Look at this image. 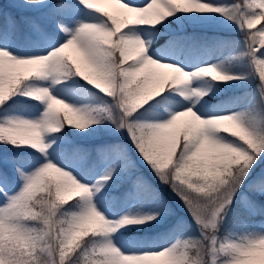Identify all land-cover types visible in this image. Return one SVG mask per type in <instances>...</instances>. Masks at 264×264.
Returning <instances> with one entry per match:
<instances>
[{
    "label": "snow or ice",
    "instance_id": "6c2138e0",
    "mask_svg": "<svg viewBox=\"0 0 264 264\" xmlns=\"http://www.w3.org/2000/svg\"><path fill=\"white\" fill-rule=\"evenodd\" d=\"M10 2L14 11L0 9V145L28 149L35 162L27 169L21 153L0 158V264H264V174H254L264 157V0H237L230 6L206 0ZM32 7L43 12L30 14ZM176 13L217 14L234 24L243 44L226 43L238 49L232 59L250 72L235 74L207 63L186 71L162 57L153 59L156 26ZM50 24L63 42L53 40L42 55L12 54L10 41L32 34L46 38ZM138 26L142 32L156 31L151 39H141L129 31ZM70 48L79 59L65 55ZM73 76L110 97L111 104L75 107L50 92L56 85L72 88L76 81H62ZM257 76L253 99L241 111L228 109L243 103L248 93L211 113L204 111L211 88L202 87L201 79L207 84L250 83ZM49 80L50 85L45 83ZM17 96L42 105L39 117L13 115ZM165 109L171 114L166 116ZM105 120L117 131H127L140 159L192 217L197 238L185 237L178 226L180 236L158 250L147 246L124 254L113 245L111 235L150 224L160 214L110 221L93 203V194L101 192L115 170L131 167L124 150L97 149V157L110 160V167L92 185L49 159L57 152L86 157L87 150L66 139V129L85 132ZM46 133L56 134L52 145H46ZM13 171L19 183L14 194L7 190ZM70 200L78 202V210L65 213ZM233 207L230 227L224 230Z\"/></svg>",
    "mask_w": 264,
    "mask_h": 264
},
{
    "label": "trees",
    "instance_id": "16d2710c",
    "mask_svg": "<svg viewBox=\"0 0 264 264\" xmlns=\"http://www.w3.org/2000/svg\"><path fill=\"white\" fill-rule=\"evenodd\" d=\"M218 1L224 6H230L232 3L237 2V0ZM0 9H3L4 12H9L14 11L15 6L7 0H0ZM27 11L33 15H40L43 9L38 8L37 10ZM205 21L215 22L219 28L203 27L200 23ZM261 23H264V21ZM233 25L217 14H213L204 20H199L198 18H189L187 14L179 13L176 17H169L163 24L156 26L158 34L153 41L155 48L151 50L153 53L152 56L157 58L158 56L170 54L185 64H191V59H195V63L200 64L202 60L210 59L213 52L228 50L222 58L210 61L208 64H218L221 67H225V69H230L235 74L241 73L247 75L250 71L246 64L237 59H232L238 49L226 43L227 41H233L238 45L243 44L244 36L242 33L228 30ZM259 26V24L256 25V27ZM136 29H140V27L138 26L129 31L133 33ZM156 29L146 32L149 39H151V33L156 31ZM48 32L49 35L46 38L38 34H32L28 38L22 37L18 40L14 39L8 43V47L14 55L35 56L45 54V50L53 40L63 42V37L56 31L54 24L49 25ZM189 37L191 39H183ZM170 41L172 42L171 46L166 48L165 45H169ZM65 55L76 59L70 49L65 50ZM203 65H198L196 68ZM72 81H76V84L70 89H64L61 85L54 86L53 92L55 95L60 99H67L68 101L74 100L78 107L81 108L96 109L111 104L110 97L102 96L98 90H95L75 76L63 80L62 83L67 84ZM257 82H259L258 79L256 81L252 80L250 83L233 81L227 84H217L216 89L210 91L205 98L207 103L204 105V111L211 112L214 107L223 106L231 98L243 96L244 93H248V96L244 97V108L252 101ZM14 99L17 101V110L14 113L35 115L43 109L42 105L37 106L35 101H30L23 96H17ZM255 99L258 101V97H255ZM57 107L59 108V106ZM33 109L36 110L33 111ZM59 110L61 115H63L64 110L62 108H59ZM164 111L166 116L171 114V109H165ZM100 116L102 118L103 113ZM138 122L147 123L155 121L141 119ZM55 135L49 134L48 145L53 144L52 138ZM66 139L71 141L72 144L87 150L88 155L83 158L80 156L68 157L57 152L49 157V159L57 163L60 167L70 166L81 169L83 172L82 182L84 183L90 184V181L95 176L97 178L100 177L96 175V171L101 164V160L97 157V149L119 146L124 150V154L130 161L131 167L129 169L123 171L117 169L118 176L113 175L112 180L101 189L99 194L103 196V200L97 202L92 199L98 211H100V206L111 205L110 214L100 211L106 219L112 221L111 215L115 211L120 210L126 202H132L136 207L139 205L151 207L160 213L159 215L162 219L160 222L130 226L127 229L119 230L115 234L116 239L113 245L121 252L133 251L147 246H153L158 250L160 246L167 244L172 238L180 236V232L175 231L178 226H182L185 237L197 238L199 236L197 227L189 213L186 217L179 214L180 208L186 210L184 205L173 195L166 185L161 184L156 179L147 165L139 161L141 159L132 147L126 130L122 129L117 131L112 124L105 120L104 123L93 125L85 132L66 129ZM10 153L22 154V166L24 168L29 169L34 165L35 161L30 154V150L11 149L0 145V158H8ZM112 155L114 154H110V158ZM254 174H264V157L256 165ZM138 181L140 182L139 184ZM18 187L19 183L16 181L13 171L11 172L7 190L13 192ZM261 199L264 200V197ZM69 203H71V200ZM77 203V201H73L71 204L65 206L63 211L65 213L77 211L78 208L75 207ZM235 211L236 209L233 207L229 214L225 216V222L222 225L224 230L230 227L231 216Z\"/></svg>",
    "mask_w": 264,
    "mask_h": 264
},
{
    "label": "rangeland",
    "instance_id": "374dc122",
    "mask_svg": "<svg viewBox=\"0 0 264 264\" xmlns=\"http://www.w3.org/2000/svg\"><path fill=\"white\" fill-rule=\"evenodd\" d=\"M8 2H10V0H7ZM206 2L208 3H211V4H214V5H217V6H224L222 5V3L218 0H206ZM11 3V2H10ZM12 4V3H11ZM102 7H104L106 10H109V11H113L115 9V5H111V4H103V5H100ZM38 7H32V8H29L28 10H37ZM179 13H176L174 14L172 17H176ZM213 14H207V15H203V16H200V15H196V14H187V16L189 18H198L199 20H204L206 19L207 17H210L212 16ZM87 22H99L97 20H92L90 19L89 21ZM203 27H209V28H219V26L217 25V23L215 22H209V21H205V22H202L200 23ZM230 31H236L238 33H240V31L238 29H236L235 25H233L230 29H228ZM135 35L139 36L141 39H145V37L147 36L146 32H142L140 31V29H136L135 32H133ZM148 37V36H147ZM71 52L75 55L76 59H79L78 57V54L76 53V51L72 48H70ZM228 52V50H224L222 52H218V51H215L213 52L212 56L210 59L208 60H202L200 62L199 65H202V64H208L210 61H214L216 59H220L222 58L226 53ZM14 55V54H13ZM16 56L18 57H24V56H28V55H21V54H17ZM163 58V62H172V63H175L177 64L178 66L181 65L182 68H184V70L186 71H194L198 65H196L197 63H195V59H191V64H185L184 62H181V60H178L176 59L174 56L172 55H165V56H160ZM153 59H156L155 57L152 56ZM183 63V64H182ZM249 69V68H248ZM227 71H231L230 69H226ZM250 71V69H249ZM233 72V71H231ZM234 73V72H233ZM241 74V73H239ZM257 79H258V76H257ZM46 84H51V81H47L45 82ZM258 84V82H257ZM201 85L202 87H205V88H208L210 87L211 88V91L212 90H215L216 89V85L217 84H207V83H204L203 79H201ZM50 92H52L53 95H55V93L53 92V87H50ZM193 100L194 102V98H190ZM66 102L70 103V104H73L75 107H78L77 103L74 101V100H71V101H68L67 99H64ZM243 106H244V102L243 103H240V104H237L236 106L234 107H231L229 108L228 110L229 111H232V112H236V111H241L243 109ZM43 111V109L35 114V115H30V114H27V113H14L13 115H21L23 116L24 118H29V119H35V118H38L40 113ZM208 113H211V112H208ZM223 114V113H221ZM159 122H162V121H159ZM48 141H49V134H45V143L46 145H48ZM263 159V157L257 162V164ZM140 162L144 163L142 160H139ZM110 167V163L109 162H102L101 161V164L99 166V168L97 169L96 171V175L99 177L101 175H103L105 173V171ZM62 168H64L65 170L67 169V171L71 172L73 174V176L81 183H84L82 182L83 181V172L81 169H78V168H74V167H70V166H62ZM30 169V168H29ZM255 169H256V166L254 168V172H255ZM114 176H118V171L115 170L114 171ZM98 178L95 176L91 181H90V184L88 183H84L86 185H92L96 182ZM19 188V187H18ZM18 190V189H17ZM17 190L15 191H11L10 193H15ZM92 199H94L95 201L99 202L101 200H103V196L99 193H94L93 194V197ZM124 205V204H123ZM100 211L102 212H105V213H111L110 212V209H111V205L110 204H107L105 206H100L99 207ZM183 208H180L179 209V214H182L183 217H186L188 216V212L186 210H182ZM157 211L151 207H145V206H135L132 202H126V204L120 209V210H117L115 211V213H113L111 215L112 217V221H116L118 220L121 216H124V215H129V216H144V215H149V214H153V213H156ZM162 221L161 219V216L158 215L157 216V219L152 221V222H160ZM195 223V222H194ZM196 225V224H195ZM115 235H111L109 237V239H111L113 242L115 241L116 239V236L114 237ZM178 237H174L172 238L168 243H171L172 241H174L175 239H177ZM138 249H135L133 251H136ZM130 251H125V252H122L124 254H129Z\"/></svg>",
    "mask_w": 264,
    "mask_h": 264
}]
</instances>
